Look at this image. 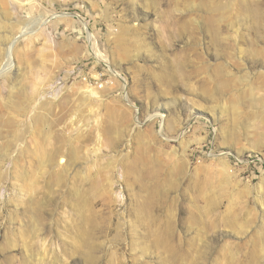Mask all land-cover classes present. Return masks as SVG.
Returning <instances> with one entry per match:
<instances>
[{
	"label": "rangeland",
	"instance_id": "1",
	"mask_svg": "<svg viewBox=\"0 0 264 264\" xmlns=\"http://www.w3.org/2000/svg\"><path fill=\"white\" fill-rule=\"evenodd\" d=\"M36 2L0 0V264H264V0Z\"/></svg>",
	"mask_w": 264,
	"mask_h": 264
},
{
	"label": "bare ground",
	"instance_id": "2",
	"mask_svg": "<svg viewBox=\"0 0 264 264\" xmlns=\"http://www.w3.org/2000/svg\"><path fill=\"white\" fill-rule=\"evenodd\" d=\"M12 1H14L15 3H17L18 5H24V4H27V5H30L31 7L33 6V5H37V2H36V0H27L26 1V3H24V1L22 2H20V1H18V0H12ZM14 13V12H13ZM7 14V13H6ZM57 17L58 18H70L71 17V15H69V14H58L57 15ZM56 17V18H57ZM79 20H80V22H81V24L83 25V26H85L86 27V22L84 21V19H82V18H79ZM1 22V21H0ZM9 29L11 30V28H8V26L6 25V24H4L3 22H1L0 23V30H2V31H5V30H7V31H9ZM26 30V29H25ZM13 37V35H12V33L10 34V36H7V35H2V38L4 39V40H11V39H13L12 38ZM1 38V37H0ZM92 40H93V38H92ZM91 40V41H92ZM12 44V43H11ZM95 48V47H94ZM95 50V49H94ZM115 78H116V81H117V83H121L122 82V80L119 78V76L118 75H115ZM96 91H98V92H101V91H99V90H97V88H94ZM89 93L91 94V95H89L88 94V96L85 98L86 100H88L90 103L92 102V103H97V102H100V101H102L101 99H100V97L97 95V93L96 92H93L92 90H89ZM74 152V151H73ZM97 155V154H96ZM50 157V156H49ZM73 158V157H72ZM75 160V159H74ZM73 162V161H72ZM56 165H57V167L58 168H60V169H62L63 168V170H64V167H66V166H68V161H67V159L65 158V157H61V156H59L58 157V159H57V161H56ZM69 167V166H68ZM67 167V168H68ZM67 168H65V169H67Z\"/></svg>",
	"mask_w": 264,
	"mask_h": 264
},
{
	"label": "built area",
	"instance_id": "3",
	"mask_svg": "<svg viewBox=\"0 0 264 264\" xmlns=\"http://www.w3.org/2000/svg\"><path fill=\"white\" fill-rule=\"evenodd\" d=\"M102 87H103L102 84H99L98 81H96V88L100 90L102 89Z\"/></svg>",
	"mask_w": 264,
	"mask_h": 264
}]
</instances>
